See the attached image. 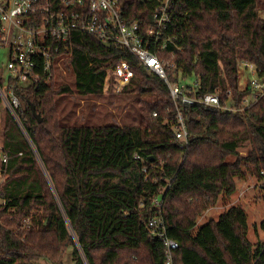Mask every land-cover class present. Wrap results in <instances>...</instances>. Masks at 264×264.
Listing matches in <instances>:
<instances>
[{
  "label": "trees",
  "instance_id": "1",
  "mask_svg": "<svg viewBox=\"0 0 264 264\" xmlns=\"http://www.w3.org/2000/svg\"><path fill=\"white\" fill-rule=\"evenodd\" d=\"M124 2L129 21L152 23L157 0ZM263 8L264 0H176L174 44L154 48L171 82L195 76L198 94L218 95L219 107L175 105L165 82L144 68L120 93L105 91L108 70L136 64L134 57L73 33L52 84L18 90L30 142L5 118L0 264H59L68 247L75 264H165V247L148 228L155 217L179 243L174 264H264V240H250L241 205L198 225L237 193L238 181L264 176V95L245 106L253 93L240 85L248 64L264 81ZM110 95L135 100L138 124L69 125L57 101L86 103L88 122L94 101ZM180 114L187 142L176 137Z\"/></svg>",
  "mask_w": 264,
  "mask_h": 264
},
{
  "label": "built area",
  "instance_id": "2",
  "mask_svg": "<svg viewBox=\"0 0 264 264\" xmlns=\"http://www.w3.org/2000/svg\"><path fill=\"white\" fill-rule=\"evenodd\" d=\"M152 23L145 27L129 21L124 0H0V49H8V61L0 69V127L2 112L9 114L28 142L29 135L21 122L22 101L18 96L21 88L35 85L50 86L61 71L64 58L71 56V35L80 33L96 38L128 51L136 64L126 60L107 72L105 91L120 93L130 85L136 71L144 68L161 78L167 85L175 105H206L219 107L216 94L199 95L196 82L192 87L180 81L171 82L166 64L156 54L174 44L170 27L175 21L176 0H157ZM58 67V68H57ZM252 80L248 83L252 98L249 106L264 95V81L256 77V69L248 64ZM176 137L187 142L188 131L183 115L178 117ZM8 157L3 149L0 133V206ZM161 206V202H156ZM150 235L165 247V264H174L179 243L167 234L162 217L148 223Z\"/></svg>",
  "mask_w": 264,
  "mask_h": 264
},
{
  "label": "rangeland",
  "instance_id": "3",
  "mask_svg": "<svg viewBox=\"0 0 264 264\" xmlns=\"http://www.w3.org/2000/svg\"><path fill=\"white\" fill-rule=\"evenodd\" d=\"M261 16L264 19V8L261 9ZM8 61V49H0V69H3ZM252 80L251 73L242 68L240 70V85L244 89L247 87L249 81ZM179 81L192 87L196 82L195 76H189L186 78L179 77ZM107 95V94H106ZM250 97L249 99H251ZM59 106L64 116H69V125H100L117 123L119 125H135L140 120V113L136 102L133 98L118 97L115 95L106 96V100L94 101L93 107L94 115L90 119L86 120V103H82L77 97L62 96L58 98ZM77 114L75 116L74 114ZM99 114V116H98ZM3 123L0 127L1 140L3 139V130L5 125V118L7 113L2 112ZM3 141V140H2ZM243 152V151H242ZM243 154V153H242ZM234 158H229L228 162H233ZM241 205L248 214V222L250 225V240L253 243L257 242V238L264 240V176L259 180L255 176H249L243 181H238V191L231 198L223 201H219L216 207L208 210L198 219V225L206 224L210 219H217L218 216L224 212L230 205ZM259 235V237H258ZM36 264H53L46 259L37 261ZM59 264H75L72 260V247H68Z\"/></svg>",
  "mask_w": 264,
  "mask_h": 264
},
{
  "label": "water",
  "instance_id": "4",
  "mask_svg": "<svg viewBox=\"0 0 264 264\" xmlns=\"http://www.w3.org/2000/svg\"><path fill=\"white\" fill-rule=\"evenodd\" d=\"M105 46H106V47H110L109 44H105ZM30 107H31V110H32L33 115L36 117V119L38 120V122L41 123V122H42V119H41L40 115L37 114L34 105L31 104Z\"/></svg>",
  "mask_w": 264,
  "mask_h": 264
}]
</instances>
